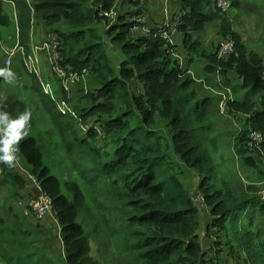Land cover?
Returning <instances> with one entry per match:
<instances>
[{
    "label": "trees",
    "instance_id": "trees-1",
    "mask_svg": "<svg viewBox=\"0 0 264 264\" xmlns=\"http://www.w3.org/2000/svg\"><path fill=\"white\" fill-rule=\"evenodd\" d=\"M6 1L14 3L21 44L32 19L42 22L58 40L60 67L80 78L67 100L75 116L57 108L66 98L60 78L54 100L37 95L66 154L58 174L45 165L44 148L28 134L31 119L16 146L21 166L51 199L59 233L53 220H37L29 208L23 212L26 177L15 164L0 163L1 208L8 212L0 218V264H99L90 255V238L98 230L114 248L111 264H264V61L249 50V37L236 31L233 14L210 0H170L171 7L161 0L172 35L181 36L182 64L170 51L176 44L157 28L167 15L160 22L149 19L148 0H128L125 10L112 8L117 0ZM234 6L243 8L238 0ZM2 7L0 0V25ZM105 10L116 13L114 20L100 15ZM211 29L217 40L206 39ZM229 38L234 51L218 58L220 43ZM106 39L122 55L117 67ZM196 57L204 65L200 82L189 70ZM211 77L220 91L234 95L230 116L246 115L234 151L256 170L261 189L250 180L235 191L215 176L204 135L212 98L196 92ZM134 81L140 91L132 89ZM219 98H214L218 112ZM26 107L15 93L0 91V111L12 119ZM250 131L261 133L258 147L248 146ZM189 170L199 181L185 175Z\"/></svg>",
    "mask_w": 264,
    "mask_h": 264
},
{
    "label": "rangeland",
    "instance_id": "rangeland-1",
    "mask_svg": "<svg viewBox=\"0 0 264 264\" xmlns=\"http://www.w3.org/2000/svg\"><path fill=\"white\" fill-rule=\"evenodd\" d=\"M7 4H8L7 2L3 3L2 14H1L2 24L0 25V69L5 68L4 65L2 64V61L5 57L4 50H2V45L12 47L16 43V41H18V43L21 45V42L18 39L14 13L10 7L8 6L5 7V5ZM240 4L241 6H243V8L237 9L238 10L237 11L236 7L234 6L232 7V13H231L236 19L234 21L236 26V31H238L242 39L249 37V42L247 41V46L249 50L258 52V55L260 56V58L263 57L261 59L262 61H264V54L260 51L261 50L260 41H264V0H241ZM120 5H122L123 10L129 9L130 2L128 0H124V1L117 0L112 8L118 7ZM258 5L263 6V8L258 9L257 8ZM157 10L158 8L154 7V13H156ZM105 11H101L100 15L104 16L105 14H107ZM238 12L240 14H238ZM164 13L166 15L168 14L167 11H164ZM114 18L115 16L112 15V18H110V20H114ZM108 25H106V27H108ZM96 28L99 29L101 33L104 31L103 30L104 26L102 25H96ZM51 35H55V33L51 32L50 29H48V27L44 25L42 22L36 19H32V28L29 31V35L26 39L24 46L27 49H30L32 45L33 46L41 45L43 42L47 41V39H49ZM171 39L174 42V45L176 44L175 47L173 48L175 52L173 56L179 58L181 63L183 64L184 54H182L181 52L184 51L182 48H180V46L177 43L181 39V36L172 35ZM206 39L217 40L216 38H214L212 29L207 32ZM172 45L173 44H171V46ZM105 49L109 54V56H111L113 65L117 67L120 58L122 57V55L119 52V49L113 44H111L107 39L105 40ZM39 53L43 58L45 64L42 65L40 64ZM37 56L41 67L40 75L42 77L43 84H48L50 89L52 91H56V93L58 94L57 91L58 88L61 87V84L58 85V83L56 82L57 80L56 78L58 77L52 71L51 63L49 64L48 62L47 50L39 51ZM50 57H52V55L49 52V58ZM196 59L189 67V70L192 76L197 81L200 82L205 74L202 70L204 65L203 63H201V59H198L197 57ZM17 60L18 59H15L13 63L15 66L19 64ZM9 70L13 72L14 76L16 75L12 69ZM69 72L70 73L68 75V83L72 84L71 88L73 94L74 86L78 83V82L76 83L75 81L80 78V74L72 73V70H69ZM19 73L22 72L19 70ZM218 76L220 78V75ZM30 77L32 81H34L33 85L35 84L37 87L36 91L32 89L31 83L29 84L25 81L24 77L20 79L15 78V81L12 84L7 83L6 81H1L0 91H2L4 94H13L16 92L19 94L18 96H20L21 93L24 96L25 98L24 101L28 103L29 105L28 110L31 113V123H30L31 127L28 125L29 126L28 134L37 137L39 148L42 150L44 147L43 162L47 167L50 168L52 173L56 171V174H58L57 170L60 169V165L64 162L63 158H65L67 163V158L65 156L66 154L63 149L64 147L49 116L45 114L46 113L45 110L39 107L38 105L36 106L38 99L36 98L35 94L37 93L38 95L39 93L41 96L44 95L41 85L39 81L36 79V77L32 74ZM26 78L28 79L29 75L26 76ZM229 78L232 79L233 76L229 75ZM215 82H216V77L215 78L211 77L210 84L209 85L207 84L208 86L205 87L206 89L204 88V91L200 90L199 88H196V92L199 98H202L203 96H210L212 98L211 99L212 102L209 103L207 108V116L209 122L208 124H210V126L204 131V135L207 136L205 145L208 147L210 151V155L212 156V160L215 168L214 171L215 176L217 180L219 179L218 182L220 183H222L221 181L226 182L235 191L244 188L250 182V180H253L252 183L261 189L263 183L259 182L256 179V170L248 166L247 164L245 165L244 163H242L234 151L235 141L238 136V133L243 130L244 120L246 118V115L239 112V114H232L230 116L229 113V111H231L230 107L228 110H226L227 112L226 114L225 113L221 114L217 111V103L215 102L214 98L216 96L218 97V95H221V93L218 92L220 91V89L217 86H215ZM8 86L10 87L9 91L7 90ZM131 87L132 89L138 91L141 90V86L137 81L132 82ZM233 97L234 95L231 92L230 102L233 100L232 99ZM39 139L43 142V146L41 145V141ZM187 174L192 182L199 181V178L196 176L195 171H190V170L186 171L185 175ZM64 178L66 179L65 176ZM186 182H188V180H186L185 183ZM27 183L33 184L35 186V184L29 180L26 181V185ZM4 188L5 186L0 187V218L1 217L4 218L8 213L6 212L7 209L1 208L2 206L3 208L5 207V203L2 201L5 194ZM82 191L84 192L83 189ZM198 196L199 195L195 196L196 197L195 200L199 199L197 198ZM22 200H20V202ZM23 204H24V200L22 205ZM198 204H201V202ZM202 207L206 209L205 205H202ZM25 210L26 211L28 210L26 203L24 204V212ZM50 214L51 213L46 215L42 220H45L46 218H50L52 215ZM2 223H5L3 219H2ZM50 225L52 226L54 225L53 229L58 234L59 226H57L56 222L54 221V224L50 223ZM85 228L86 230L90 229L88 226H86ZM98 233L99 234H96L90 238V255L99 264L100 263L111 264L114 258V248L110 246V240L107 237H105L106 232H103L102 230L100 231L98 230ZM54 254L56 255L58 253H54ZM225 259L228 260V258ZM231 259L233 260V258Z\"/></svg>",
    "mask_w": 264,
    "mask_h": 264
},
{
    "label": "built area",
    "instance_id": "built-area-1",
    "mask_svg": "<svg viewBox=\"0 0 264 264\" xmlns=\"http://www.w3.org/2000/svg\"><path fill=\"white\" fill-rule=\"evenodd\" d=\"M213 5L216 8H219L222 12H226L228 14L232 13V0H210ZM12 5L14 3L10 1ZM169 0H164V4H167ZM107 14L104 16H107V18H112V15L115 16L114 12H107ZM181 13H178V16L180 17ZM143 20V19H142ZM178 22V18H175L173 21V24L175 25ZM164 27V28H163ZM157 28L160 29L159 32L165 35L166 38L169 39L170 43L173 44V41L171 39V35L174 33V30L170 27V18L169 15L166 16L165 21L158 25ZM166 28H169V31L166 30ZM57 45H58V40L55 35H51L47 41L43 42L41 45H36V46H31L29 50L25 48L22 44L20 45L18 42L11 48H5V59L3 62V65L5 68L10 69L11 68V59L16 53H20L22 55V60H23V65L30 75H34L36 79L39 81L43 95L46 96L49 99L54 100V94L53 91L50 89L48 84H43L42 77L40 75L41 70H40V64H39V59H38V52L41 50L49 49L50 54L52 55L51 58V66H52V71L56 74L58 78L62 80V86L64 91L66 92V98L65 100H62L57 103V108L58 110L63 113H70L73 116H75L74 112L72 109L68 106L67 100L71 98L72 94V89L69 86L68 83V75L66 74V71L60 67L59 65V55L57 52ZM234 40L232 38L222 40L220 43V47L217 51V56L218 58H222L234 51ZM172 54H174V49H171ZM1 78H4L3 76H0ZM221 93L220 98L218 100V108L219 112L221 114L226 113V110L229 109V102L231 100V92L229 89H225V91L219 92ZM263 141V137L260 132L257 131H250L249 133V140H248V146L251 148L253 147H258L261 142ZM15 156L16 160L14 162L15 166L18 167V169L21 170L22 173H24V176L29 179L31 182H33L36 186V179L35 177L30 174L27 170H25L21 165V160L19 157V149L16 147L15 151ZM1 167H0V172H1ZM199 199L196 200L198 203L201 202V198L198 197ZM26 206L27 208L31 209L35 218L37 220H42L47 214L52 213V204H51V199L44 193H41L40 195L32 196L26 200ZM27 213V212H26ZM28 214V213H27ZM30 215V214H29ZM31 216V215H30Z\"/></svg>",
    "mask_w": 264,
    "mask_h": 264
},
{
    "label": "crops",
    "instance_id": "crops-1",
    "mask_svg": "<svg viewBox=\"0 0 264 264\" xmlns=\"http://www.w3.org/2000/svg\"><path fill=\"white\" fill-rule=\"evenodd\" d=\"M233 1V0H232ZM240 3H241V0H238ZM2 2L4 3V2H7L8 4L7 5H5V7L6 6H8V7H10L11 9H12V11H13V13H14V16H15V22H16V10H15V6L14 5H12V3L10 2V1H6V0H2ZM162 1L160 0V3H159V0H148L147 1V4H146V10L148 11V15H149V19H152V20H154V22H159V20L161 21V19H162V14L164 15L165 13H164V10H163V8H164V6H163V4L161 3ZM169 3V4H168ZM166 5H168V6H171V1L169 0V2H168ZM165 5V6H166ZM154 7H156V8H158V10H157V12L156 13H154ZM172 8H173V6H172ZM257 8L258 9H262L263 8V6H257ZM165 11H166V9H165ZM147 15V16H148ZM166 15V14H165ZM150 16H151V18H150ZM157 18V19H156ZM157 20V21H156ZM16 27H17V22H16ZM18 33V32H17ZM18 41H16V43H17ZM15 43V44H16ZM14 44V45H15ZM13 45V46H14ZM12 46V47H13ZM23 46H24V44H23ZM5 48H11V47H8V46H5V45H2V50H5ZM26 48V47H25ZM27 49V48H26ZM260 51L264 54V41H260ZM27 50H29V49H27ZM45 50H47V55H48V62H49V64H50V61H51V58H49V49H45ZM4 53H5V51H4ZM5 56V55H4ZM39 57H40V64L42 65V64H45L44 63V61H43V58L41 57V55H40V53H39ZM261 58H263V57H261ZM4 59H5V57H4ZM4 59H3V61H2V64H3V62H4ZM15 59H18L17 60V62L19 63L17 66H15L13 63H14V61H15ZM10 69H12L13 71H14V73L16 74L15 75V78L16 79H20V78H22V77H24L25 78V81L27 82V83H31L32 84V89H34L33 88V83H34V81H32V79H31V75L29 74V73H27V71H26V69H25V67H24V65H23V60H22V55L20 54V53H16L14 56H13V58L11 59V68ZM19 70L22 72V73H19ZM40 70H41V67H40ZM29 75V78L27 79L26 78V76H28ZM1 81H5V79L4 78H1L0 77V82ZM23 83V82H22ZM23 85V84H22ZM19 89H21V88H19ZM8 91L10 90V87L8 86V89H7ZM35 91V90H34ZM20 93V92H19ZM33 93H35V92H33ZM15 94L18 96L19 94L18 93H16L15 92ZM39 94V93H38ZM4 95H8V94H4ZM35 96H36V98H38L37 97V93L35 94ZM23 98V99H21V100H23L24 101V96L20 93V96H19V98ZM29 101V100H28ZM25 102V101H24ZM34 102H36V101H34ZM26 103V105H27V110H28V107H29V105H28V103L27 102H25ZM39 106V107H41V108H43L39 103H38V101H37V104H36V106ZM28 112H29V110H28ZM30 119H31V117H30ZM30 123H31V121H30ZM30 123H29V126H30ZM31 127V126H30ZM31 136H33V135H31ZM35 139H36V143H37V146H38V140H37V137H35V136H33ZM40 140V139H39ZM41 141V140H40ZM41 145L43 146V142L41 141ZM38 148H39V146H38ZM44 148V147H43ZM21 164H22V161H21ZM27 180H29V179H27L26 178V181ZM30 181V180H29ZM24 191H27V192H24V191H21L20 192V197L22 198V199H24V204L26 203V200L28 199V198H30V197H32V196H38V195H40V193H41V190H40V188L38 187V185L36 186H34L33 184H29V183H27V185H26V188H24L23 189ZM24 204L23 205H21L22 206V210H23V212H24ZM54 217V215L53 216H51L50 218H47V219H50V220H53L54 221V219H52ZM56 222V221H55Z\"/></svg>",
    "mask_w": 264,
    "mask_h": 264
},
{
    "label": "clouds",
    "instance_id": "clouds-1",
    "mask_svg": "<svg viewBox=\"0 0 264 264\" xmlns=\"http://www.w3.org/2000/svg\"><path fill=\"white\" fill-rule=\"evenodd\" d=\"M0 76H3L9 84L15 81L13 72L7 68L0 69ZM30 117L31 113L28 111L21 113L15 119H12L7 112L0 111V163L13 166L16 160V146L27 135L26 126Z\"/></svg>",
    "mask_w": 264,
    "mask_h": 264
}]
</instances>
